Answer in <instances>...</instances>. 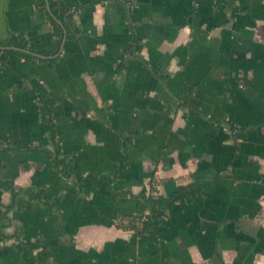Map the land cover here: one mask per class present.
<instances>
[{
    "label": "crops",
    "instance_id": "obj_1",
    "mask_svg": "<svg viewBox=\"0 0 264 264\" xmlns=\"http://www.w3.org/2000/svg\"><path fill=\"white\" fill-rule=\"evenodd\" d=\"M58 1L77 9L62 39L37 0H0V41L41 57L0 68V143L25 149L1 154L0 264H264V0ZM58 142L113 197L81 192ZM151 185L198 194L154 233L118 227Z\"/></svg>",
    "mask_w": 264,
    "mask_h": 264
},
{
    "label": "trees",
    "instance_id": "obj_2",
    "mask_svg": "<svg viewBox=\"0 0 264 264\" xmlns=\"http://www.w3.org/2000/svg\"><path fill=\"white\" fill-rule=\"evenodd\" d=\"M37 5L38 8L47 15L60 39L63 37V32L58 24V21L64 25L68 32H70L71 24L67 20L71 17L65 16L69 8L64 6L61 1L48 0L47 3L46 0H37ZM48 5L50 6V10L55 19L49 16L47 11ZM8 48H16L19 51L7 50ZM27 52H29L28 43L22 38L11 36L0 41V61L3 63V65H6L10 69L14 70L22 78L30 77L25 71V66L27 64L32 65L40 61L34 57V55ZM32 83L35 87L38 99L40 100L42 119L48 128L54 133V123L52 120L51 110L55 101L47 96V93L44 90V87L41 86L40 82L36 83L35 81H32ZM57 145L59 146L56 150V153L50 154L53 161L55 162V166L60 169L66 177H71V175L74 174L77 177L76 186L81 192L86 193V195L103 194L113 197L110 191L112 179L107 176H102L100 178H94L92 176L84 177L80 170L76 169V167L72 165L69 157L63 154L59 142ZM23 150L25 149H22V147L16 146L15 144L9 142L0 143V172L5 168V165L1 159L2 153ZM194 187L195 186L180 187L177 189L174 195L165 198L159 194H155V191L153 190L154 187L151 185L149 190L144 191L142 195L138 197V200L143 202V211L132 217L120 219L117 223L118 227L124 230L134 231L139 235L154 233L153 224L155 221L164 219L174 206L183 204L188 198L198 194V191H196ZM0 188L4 191L12 193H15L16 191L14 184L10 182L0 181ZM12 207L13 206L11 205L7 208L0 207V239L2 240L6 238L4 230L11 225L9 213ZM46 255L47 254L45 252H42L38 257L40 259L44 257L45 259Z\"/></svg>",
    "mask_w": 264,
    "mask_h": 264
},
{
    "label": "built area",
    "instance_id": "obj_3",
    "mask_svg": "<svg viewBox=\"0 0 264 264\" xmlns=\"http://www.w3.org/2000/svg\"><path fill=\"white\" fill-rule=\"evenodd\" d=\"M77 12V9L76 8H71L66 14L65 16L66 17H69L71 16L73 13H76ZM3 66V63L0 61V68ZM237 129L234 130V132H236Z\"/></svg>",
    "mask_w": 264,
    "mask_h": 264
},
{
    "label": "water",
    "instance_id": "obj_4",
    "mask_svg": "<svg viewBox=\"0 0 264 264\" xmlns=\"http://www.w3.org/2000/svg\"><path fill=\"white\" fill-rule=\"evenodd\" d=\"M48 11H49V14H50V16L53 18V19H55L54 18V16H53V14L51 13V10H50V7H49V5H48ZM7 50H14V51H19L18 49H16V48H8ZM27 53H29V54H32V53H30V52H27ZM32 55H34V56H36V57H38V58H41L40 56H38V55H35V54H32Z\"/></svg>",
    "mask_w": 264,
    "mask_h": 264
}]
</instances>
